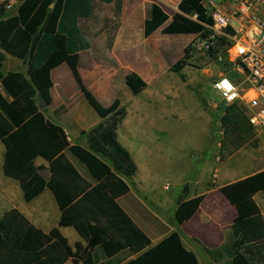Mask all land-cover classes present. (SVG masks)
I'll use <instances>...</instances> for the list:
<instances>
[{
	"label": "trees",
	"instance_id": "obj_1",
	"mask_svg": "<svg viewBox=\"0 0 264 264\" xmlns=\"http://www.w3.org/2000/svg\"><path fill=\"white\" fill-rule=\"evenodd\" d=\"M96 1L113 4L116 0H19L15 13L0 3V140L6 151L4 173L20 183L26 202H31L47 189L61 210L58 227L45 233L21 211L14 208L0 217V264H122L117 255L128 251L137 256L124 264H199L188 251L178 232H173L157 245L119 205L118 199L130 193V180L138 167L130 152L118 139V129L127 116V107L117 99L103 106L85 86L79 72V53L90 48L81 21L94 16ZM119 9L121 8V0ZM182 14L170 17L159 5L152 4L144 21V37L161 30L165 35H198L206 39L207 26L213 21L203 0H182ZM193 45L170 66L181 74L192 58ZM229 41L219 38L207 52L232 77V64L227 57ZM24 61L26 72H2L4 53ZM67 64L83 96L102 121L86 133L87 148L71 144L63 128L45 120L40 111L39 96L48 106L52 103V71ZM126 86L134 96L148 84L137 73H130ZM221 116V155H233L255 138L245 108L240 103L223 104ZM85 134V133H84ZM72 155L86 168L87 180L73 165ZM41 156L49 160L51 173L46 180L42 167L35 164ZM222 194L237 211L231 226L233 235L231 264H264V216L255 196L264 192V171L225 185ZM185 186L175 211L178 226L195 216L204 196L188 200ZM73 227L86 242L75 250L61 234L60 228ZM98 249L101 257L93 254ZM221 251L212 257L220 260Z\"/></svg>",
	"mask_w": 264,
	"mask_h": 264
},
{
	"label": "crops",
	"instance_id": "obj_2",
	"mask_svg": "<svg viewBox=\"0 0 264 264\" xmlns=\"http://www.w3.org/2000/svg\"><path fill=\"white\" fill-rule=\"evenodd\" d=\"M15 1L19 2V0H9L7 4ZM98 2L100 1H96V4ZM0 3L5 2L4 0H0ZM104 4L105 5L99 10H97L95 6L94 15H96L98 11L101 12L104 10L107 5H110ZM160 7L164 9L165 12L168 11L162 1ZM120 9L122 12L119 18V20H121V27L117 32L113 33L112 36L105 30H102L101 27L93 25L91 19L94 16L88 20L81 21L80 25L82 32L85 39L89 42L90 48L79 53V72L85 86L96 96L103 106L109 107L119 99L122 105L126 106L128 110L126 118L118 129V139L123 147L130 152L138 167V171L129 182L130 193L119 198L118 203L151 239L152 246L157 245L173 232H178L181 236L183 245L188 251L196 255L199 264H231L233 254L232 244L234 240L231 233V226L237 217V211L222 194L221 188L255 173L264 171V159L261 157L258 158L257 160L263 162L261 165L262 167L260 169L256 168V171H252L253 167H250L251 170L250 172L247 170V175L244 174L246 170H231L226 171L224 173V178H222L223 171L222 167L219 166H215L212 171L206 172L204 175L195 172L190 182L182 181L178 185L180 188L176 195L167 193L170 188L169 185H165L162 188L163 191H161L159 185L160 179L158 177L142 174V168L134 156L136 154V146L137 149H139L137 142L140 141L141 138L143 139V137H150L151 139H149V141L156 147L160 138L167 132H170L172 125L169 120H171V117L174 115L166 111L167 106L165 104L167 101L171 100L172 97L168 91L162 90L155 95L156 97L151 101V103L153 101H156V103L158 102L159 111H142L132 114L127 103H129L132 97L136 96H134L131 90L126 86V76L130 73L139 74L148 84L147 90L150 86L149 80L152 78L149 74L151 64L149 62V56H146V54L140 51L139 38L134 39V30H139L137 25L134 26V21L137 20V17L132 13L129 14L126 10L125 0H121ZM12 11H16V6H14ZM149 38L145 39L147 40ZM189 40H191L190 35L185 38L182 43ZM3 53L6 60V55L9 54ZM141 58H148V61L145 62L147 63L145 67L140 68L138 63L141 61ZM151 60L154 61L153 58ZM22 62L27 68L26 63H24V61ZM51 76L53 81V88L51 89L52 103L46 108H40V111L45 117V120H49L64 129L68 141L71 144H79L87 148L88 142L86 133L95 128L102 119L93 108L91 110L87 104H85L84 100L86 102L87 100L83 96L67 64L55 68ZM74 96L79 98L78 103L75 101ZM131 102L132 101H130V103ZM161 105H165L164 112L160 110ZM47 110H51V113H47ZM52 116H57L60 120H56ZM133 116L135 117L133 118ZM174 117L176 118V116ZM167 145L170 147L169 144ZM218 148L219 152L215 154V156L213 153L203 156H198L196 154L193 155V158L194 160L196 159L197 162L207 158L210 163L214 161V165H221L228 159H222L223 157L220 153L221 141L218 144ZM5 151L6 148L0 140V152L4 154V156ZM162 151L161 149L160 152ZM68 156L82 176L91 181V177L84 165L80 167L74 162L75 158L72 155L69 154ZM152 158L154 163L158 164L160 162L159 154L153 155ZM230 158L231 157H229V159ZM35 164L43 168L41 173L46 180H49L51 176L49 171V160L39 156ZM3 165L4 160L0 163V217L3 216L5 212L16 208L18 210L20 209L19 211L45 233H50L52 229L58 227L62 213L54 195L52 194L54 199L45 200L44 195L46 193L43 192V194L33 201L26 202L20 183L5 175ZM215 172L218 173L216 177L217 180L213 178ZM219 179L222 180L219 181ZM185 186H188V200L201 195L204 196V200L195 216L186 221L183 225L177 227L175 223V211L178 206L181 192ZM22 198L28 204V207L23 206L21 203ZM255 200L264 216V192L257 194ZM147 203L161 216L153 213L147 206ZM60 232L68 240L69 245L74 250L77 244L86 247V242L75 228L70 226L62 227L60 228ZM217 250L221 251L219 255L220 260L218 261L212 257L213 253ZM93 254L94 256L98 255L101 257V251L98 249H95ZM136 257L137 256L129 255L128 251H125L117 255L114 260L122 258V264H124ZM107 261L108 260L101 258L97 261V264H106ZM66 264H74V262L69 260Z\"/></svg>",
	"mask_w": 264,
	"mask_h": 264
},
{
	"label": "rangeland",
	"instance_id": "obj_3",
	"mask_svg": "<svg viewBox=\"0 0 264 264\" xmlns=\"http://www.w3.org/2000/svg\"><path fill=\"white\" fill-rule=\"evenodd\" d=\"M125 1L126 10L129 14L132 13L137 17V20L134 21V26L137 25L139 30H134V39L139 38L141 53L149 56L151 64H149L151 66L149 74L152 76L149 80V88L140 95L132 97L129 103L130 101L132 102L130 104L127 103V105L132 114L142 111H159L158 102L153 101L151 103V101L160 91L165 90L172 97L165 104L167 106L166 111L176 116V118L172 116L171 120H169L172 128L170 132H167L160 138L156 147L149 141L150 137H143V139L141 138L137 142L139 149L136 146V154L134 156L142 168V174L158 177L160 179L159 185L161 191H163L162 188L165 185H169L170 188L167 193L176 195L180 188L178 185L182 181L190 182L195 172L204 175L206 172L212 171L215 166H219L222 167V178H224L226 171L246 170L244 174L247 175V170L249 172L251 170L250 167H253L252 171L260 169L263 162L257 159L260 157L264 159V131L255 130L254 140L233 155L226 154L222 159L228 160L221 165H214V161L210 163L207 158L200 162H197L196 159L194 160L193 155L196 154L203 156L213 153L215 156L219 152L218 144L222 138L220 107L225 103L220 94L213 89L212 85L221 75L228 74L208 53L198 50L192 51L190 63L182 70L181 74L171 72L170 66L184 56L185 47L193 45L196 39L195 35H190L191 40L182 43L189 35H164L159 30L146 40L144 38V21L150 15L152 4L161 6V1ZM4 2L7 3L9 0H4ZM104 5V3L98 2L96 9L99 10ZM119 6V1L107 5L104 10L98 11L94 15L91 22L112 36L121 27V20L119 18L122 12ZM11 13L15 12L12 11ZM166 13L170 17H173L177 13L188 18L194 16L193 13L181 10L180 12L168 10ZM152 58L154 61L151 60ZM146 61H148V58H141V61L138 63L139 67H145L147 65ZM2 72L4 74L8 72L25 73L26 67L21 60L6 55ZM75 101L78 103L79 98L75 97ZM84 102L92 110V107L85 100ZM165 105L160 106V110L163 112ZM47 113L50 114L51 110H47ZM52 117L60 120L57 116ZM161 149L163 150L162 152H160ZM158 154L160 155V162L157 164L154 163L152 156ZM229 157L231 158L229 159ZM3 160L4 154L0 152V163ZM74 162L82 167V164L76 158ZM213 178L217 180V178ZM221 180L219 179V181ZM45 193V200L54 199L49 190H46ZM21 203L23 206L28 207L23 198ZM147 206L153 213L161 216L148 203Z\"/></svg>",
	"mask_w": 264,
	"mask_h": 264
},
{
	"label": "built area",
	"instance_id": "obj_4",
	"mask_svg": "<svg viewBox=\"0 0 264 264\" xmlns=\"http://www.w3.org/2000/svg\"><path fill=\"white\" fill-rule=\"evenodd\" d=\"M161 1L168 10L180 12L182 0ZM18 3H8L7 10L12 11ZM203 5L213 25L207 26L206 39L195 35L194 50L207 53L219 38L229 41L232 77L221 75L213 82V89L226 105L240 103L254 130L264 131V0H203ZM0 91L7 96L5 89L0 87Z\"/></svg>",
	"mask_w": 264,
	"mask_h": 264
},
{
	"label": "water",
	"instance_id": "obj_5",
	"mask_svg": "<svg viewBox=\"0 0 264 264\" xmlns=\"http://www.w3.org/2000/svg\"><path fill=\"white\" fill-rule=\"evenodd\" d=\"M39 102H40V108L48 107V104L44 101V98L42 96H39Z\"/></svg>",
	"mask_w": 264,
	"mask_h": 264
}]
</instances>
